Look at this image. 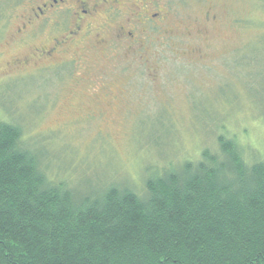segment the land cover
I'll return each mask as SVG.
<instances>
[{
	"label": "rangeland",
	"instance_id": "1",
	"mask_svg": "<svg viewBox=\"0 0 264 264\" xmlns=\"http://www.w3.org/2000/svg\"><path fill=\"white\" fill-rule=\"evenodd\" d=\"M166 9L171 33L107 58L85 46L83 61L70 56L74 77L57 84L13 64L29 52L13 33L18 10L0 20V121L22 131L52 179L83 191L137 186L214 148L220 126L264 151V0H168Z\"/></svg>",
	"mask_w": 264,
	"mask_h": 264
},
{
	"label": "trees",
	"instance_id": "2",
	"mask_svg": "<svg viewBox=\"0 0 264 264\" xmlns=\"http://www.w3.org/2000/svg\"><path fill=\"white\" fill-rule=\"evenodd\" d=\"M223 128L137 186L83 191L0 121V264H264V151Z\"/></svg>",
	"mask_w": 264,
	"mask_h": 264
},
{
	"label": "flooded vegetation",
	"instance_id": "3",
	"mask_svg": "<svg viewBox=\"0 0 264 264\" xmlns=\"http://www.w3.org/2000/svg\"><path fill=\"white\" fill-rule=\"evenodd\" d=\"M167 1L0 0V20H9L18 10L13 33L24 38L29 52L24 58H15L13 64L52 73L55 76L51 80L57 84L74 77L77 60L70 57L73 53H80L83 61L86 54L81 51L89 47V52L107 58L113 49L143 47V36L171 33L166 28ZM184 28L189 35L188 27ZM37 37L43 41L34 43ZM104 90L107 96V88ZM98 98L93 95L92 100Z\"/></svg>",
	"mask_w": 264,
	"mask_h": 264
}]
</instances>
